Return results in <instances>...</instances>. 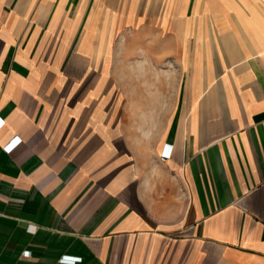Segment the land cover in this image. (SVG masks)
<instances>
[{
    "label": "crops",
    "instance_id": "0c3cea01",
    "mask_svg": "<svg viewBox=\"0 0 264 264\" xmlns=\"http://www.w3.org/2000/svg\"><path fill=\"white\" fill-rule=\"evenodd\" d=\"M0 118V264H264V0H0Z\"/></svg>",
    "mask_w": 264,
    "mask_h": 264
},
{
    "label": "rangeland",
    "instance_id": "374dc122",
    "mask_svg": "<svg viewBox=\"0 0 264 264\" xmlns=\"http://www.w3.org/2000/svg\"><path fill=\"white\" fill-rule=\"evenodd\" d=\"M3 124H4V120L0 118V126L3 125ZM19 141H20L19 136H16V137L12 138V140H10V141L4 146V148L7 149V150H10L11 148L8 149L7 147H8L9 145L12 146L11 144L14 143L13 146H12V148H14V147L18 144Z\"/></svg>",
    "mask_w": 264,
    "mask_h": 264
},
{
    "label": "built area",
    "instance_id": "2783aa9c",
    "mask_svg": "<svg viewBox=\"0 0 264 264\" xmlns=\"http://www.w3.org/2000/svg\"><path fill=\"white\" fill-rule=\"evenodd\" d=\"M13 144H14V143H13ZM13 144H11V145L13 146ZM12 146L9 145L7 148L10 149V148H12ZM164 154H165V155H168L167 152H165ZM67 257H69V256H67Z\"/></svg>",
    "mask_w": 264,
    "mask_h": 264
},
{
    "label": "clouds",
    "instance_id": "9594fccd",
    "mask_svg": "<svg viewBox=\"0 0 264 264\" xmlns=\"http://www.w3.org/2000/svg\"><path fill=\"white\" fill-rule=\"evenodd\" d=\"M24 255H25V256H28L29 254L26 252Z\"/></svg>",
    "mask_w": 264,
    "mask_h": 264
}]
</instances>
